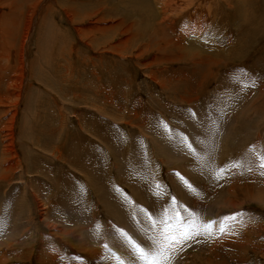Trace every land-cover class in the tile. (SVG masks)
I'll return each mask as SVG.
<instances>
[{
    "label": "rangeland",
    "instance_id": "1",
    "mask_svg": "<svg viewBox=\"0 0 264 264\" xmlns=\"http://www.w3.org/2000/svg\"><path fill=\"white\" fill-rule=\"evenodd\" d=\"M216 2L180 38L153 0H0V264L134 260L173 197L216 221L174 264H264V0Z\"/></svg>",
    "mask_w": 264,
    "mask_h": 264
},
{
    "label": "snow or ice",
    "instance_id": "2",
    "mask_svg": "<svg viewBox=\"0 0 264 264\" xmlns=\"http://www.w3.org/2000/svg\"><path fill=\"white\" fill-rule=\"evenodd\" d=\"M167 127V125H165ZM185 141L187 138H184ZM187 147L194 152L191 144H187ZM258 167L261 170L260 174L264 175V149H262L257 154ZM235 167H243L242 163L234 164ZM225 169H219V172H223ZM251 171V167L248 168ZM183 180V177H181ZM184 184L193 190L192 186L188 184L187 181H184ZM157 187H160L157 185ZM194 191V190H193ZM158 195V193H157ZM182 205L175 199L172 198V201L169 206L164 207L160 213L153 216L150 213L145 211L146 218L151 223V231L143 230L146 238L151 242L149 246H142L140 243L132 239L126 232L122 229L118 230L119 234L124 238L126 244L131 249L132 257L125 259L115 252H112L111 249H108V245L105 244L104 247L109 250L115 264H174L177 254L183 250V247L186 243L195 237L205 236L211 237L214 234L213 225L216 221H209L204 223L198 216V214L184 209V212L187 215H181L178 211ZM242 213H237L231 217H225V221L236 220L238 216H242ZM227 225L221 222L219 231L224 233L227 229Z\"/></svg>",
    "mask_w": 264,
    "mask_h": 264
},
{
    "label": "bare ground",
    "instance_id": "3",
    "mask_svg": "<svg viewBox=\"0 0 264 264\" xmlns=\"http://www.w3.org/2000/svg\"><path fill=\"white\" fill-rule=\"evenodd\" d=\"M150 1L151 0H119V2L121 3V6H125L127 8L130 6L131 3H134L135 5L140 6V7L150 5ZM219 1H223V0H219ZM241 1L245 2L246 0L245 1L241 0ZM153 2L156 5L158 6L161 5L165 8V9L164 8L161 9V12L163 13L162 17H161V14H162L161 12H159L158 14L159 16L158 19H161L159 21L160 24L164 23V21L167 19L172 20L173 25L176 23V20L178 21L181 20L180 29H178V37L180 38L198 37L200 32L205 31V30L208 31V20L212 19L213 9H214L213 6L214 4L217 3L216 0H153ZM191 7L198 9V13L194 14L192 12H186V9L191 8ZM153 12L154 14H156L155 11ZM7 20H10V19L8 18ZM3 29L1 28L2 33L6 34V32ZM7 32H8V29H7ZM201 43L207 44L205 42H201ZM195 56L202 58L204 60L205 66H208L209 58L207 55H204L203 53H196ZM184 61H185L184 57L182 59L172 60V61L167 62V66H171L172 64H176V63H179L182 65ZM187 63L188 61L186 62V64ZM190 80L193 81L192 78L187 80V83H185V86L187 85L188 87L192 84V81Z\"/></svg>",
    "mask_w": 264,
    "mask_h": 264
}]
</instances>
